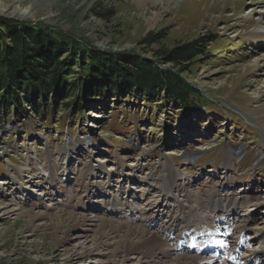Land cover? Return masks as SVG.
<instances>
[{
	"label": "rangeland",
	"instance_id": "374dc122",
	"mask_svg": "<svg viewBox=\"0 0 264 264\" xmlns=\"http://www.w3.org/2000/svg\"><path fill=\"white\" fill-rule=\"evenodd\" d=\"M215 2L0 0V30L47 25L83 46L154 61L162 47L205 48L184 72L201 91L188 105L119 89L1 111L0 264H153L125 254L119 235L101 236L98 218L169 231L165 241L177 248L156 264H169V254L255 264L252 253H264V0ZM72 67L70 78L97 85ZM189 204L217 227L214 242L201 237L207 226L190 228L194 246L178 242ZM216 210L225 218L212 219ZM68 212L91 223L55 217Z\"/></svg>",
	"mask_w": 264,
	"mask_h": 264
},
{
	"label": "trees",
	"instance_id": "16d2710c",
	"mask_svg": "<svg viewBox=\"0 0 264 264\" xmlns=\"http://www.w3.org/2000/svg\"><path fill=\"white\" fill-rule=\"evenodd\" d=\"M204 50V44L197 42L162 47L156 50L158 59L154 61L83 46L47 25L10 22L0 30V113H8L10 108L18 113L16 108L24 102L39 110V106L47 107L49 100L57 101L58 94L119 89L188 105L201 91L184 72ZM76 64L80 73L86 69L84 76L91 84L97 80L96 86H86L80 75L70 78ZM52 93L56 95L50 98Z\"/></svg>",
	"mask_w": 264,
	"mask_h": 264
},
{
	"label": "bare ground",
	"instance_id": "6f19581e",
	"mask_svg": "<svg viewBox=\"0 0 264 264\" xmlns=\"http://www.w3.org/2000/svg\"><path fill=\"white\" fill-rule=\"evenodd\" d=\"M141 1L142 0H138V3H140ZM169 1L170 0H167V2H169ZM209 1H210V3L213 2V4L218 3V2H215L216 0H209ZM217 1H219V0H217ZM221 1H223V0H221ZM152 2H158V0H152ZM225 2H226V0H225ZM257 33L259 35H264L263 30H259ZM247 110L250 113L255 111L254 109H250V108H248ZM256 117L258 120H260V122L263 121L260 118V116H256ZM261 126L263 129L264 124H262ZM166 170H167V172L165 173V177H164L165 185L163 186V190L169 191L170 188L172 187V175L174 174L173 173L174 171L167 165H166ZM217 205H218V202L215 201L214 209L217 207ZM182 207H184V206H182ZM193 208L194 207L189 204V205H187V207H184L182 210V215L186 221V224H185L183 234L177 238L178 242L181 244L183 242H186V243L188 242L189 246H194V244H195L194 239H193L194 235L189 237L188 239H186L185 237L190 235V228L192 229L195 226L201 227V228H206V226H207V232L205 234H201V237H203V239H205V240L211 238V240H212L211 242H214L216 240L214 238V236H215V231H216L217 227H215V226L210 227L207 224H205L204 220L198 219L201 217H198V216H196V214L193 213V211H194ZM64 215H66V217H64ZM55 217L60 223L67 221V223L71 222L73 225H76V226L80 225V224L88 225L89 223H91V220H92V219H90L84 215H82L80 218H77L73 215L72 212H68L66 214H63V213L56 214ZM219 218H225V217L219 211L216 210L213 214L212 219L218 220ZM96 226L99 230L100 235L103 236L104 238L108 237L110 234H112L114 236L119 235V237H120L119 240L123 246V251L125 252V254L138 251V253L142 254L143 257L146 258L145 261L147 263L152 262L153 264H156L158 262H162V260L164 258V257H162L163 254H167L168 252H171L172 249L177 248V247L173 248V245H170V244L166 243V241H165V239H167L168 235L170 234L169 231H167L169 234L165 233L163 236L162 235L158 236V235H156L157 233L156 234L147 233L145 231V229H143L141 227L134 228V227L128 226L122 222L115 221V220H109L107 218H98ZM229 230L227 228V231H229ZM243 231H245V230H243ZM193 233H194V231H193ZM111 237H113V236H111ZM261 238H262V234L259 233V235L257 236V239L259 240L258 242H261ZM239 244H243V242L239 241ZM263 245H264V243H263ZM241 246L242 245H240L239 247H241ZM263 255H264V253H262V252H261V254L253 252L251 259H253L255 264H257V262L261 258H263ZM231 259H232V257L229 260H231ZM229 260L224 262V263H221V264H233V263L237 264L238 263V262H236V260H231L230 262H229ZM262 261H264V259ZM165 262L169 263V264H199L200 261L197 259L196 256H192V255L187 256L185 254V255L172 256L171 254H169L167 256L166 260L164 261V263ZM259 264H262V262Z\"/></svg>",
	"mask_w": 264,
	"mask_h": 264
}]
</instances>
